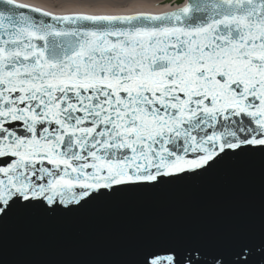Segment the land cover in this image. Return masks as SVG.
Masks as SVG:
<instances>
[{
	"label": "snow or ice",
	"instance_id": "1",
	"mask_svg": "<svg viewBox=\"0 0 264 264\" xmlns=\"http://www.w3.org/2000/svg\"><path fill=\"white\" fill-rule=\"evenodd\" d=\"M164 6L56 13L0 0V222L264 153V0ZM143 264L206 262L169 250Z\"/></svg>",
	"mask_w": 264,
	"mask_h": 264
},
{
	"label": "water",
	"instance_id": "2",
	"mask_svg": "<svg viewBox=\"0 0 264 264\" xmlns=\"http://www.w3.org/2000/svg\"><path fill=\"white\" fill-rule=\"evenodd\" d=\"M164 0L123 7L77 0H18L56 13H163ZM264 264V153L225 159L200 174L129 187L71 211H19L0 222V264H143L150 252L193 251L206 264L220 257Z\"/></svg>",
	"mask_w": 264,
	"mask_h": 264
},
{
	"label": "bare ground",
	"instance_id": "3",
	"mask_svg": "<svg viewBox=\"0 0 264 264\" xmlns=\"http://www.w3.org/2000/svg\"><path fill=\"white\" fill-rule=\"evenodd\" d=\"M77 1H80V0H77ZM129 1V0H128Z\"/></svg>",
	"mask_w": 264,
	"mask_h": 264
}]
</instances>
